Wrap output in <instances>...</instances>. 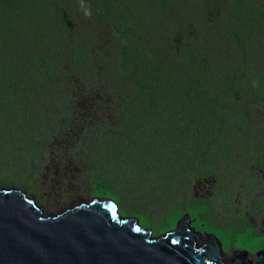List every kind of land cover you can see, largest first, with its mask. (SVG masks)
Returning <instances> with one entry per match:
<instances>
[{"label": "trees", "instance_id": "obj_1", "mask_svg": "<svg viewBox=\"0 0 264 264\" xmlns=\"http://www.w3.org/2000/svg\"><path fill=\"white\" fill-rule=\"evenodd\" d=\"M71 80L74 104L111 98L124 140L148 137L140 130L152 123L155 144L164 127L153 119L169 105L184 123L166 132L264 146V0H0V125L29 123Z\"/></svg>", "mask_w": 264, "mask_h": 264}, {"label": "rangeland", "instance_id": "obj_2", "mask_svg": "<svg viewBox=\"0 0 264 264\" xmlns=\"http://www.w3.org/2000/svg\"><path fill=\"white\" fill-rule=\"evenodd\" d=\"M93 43L99 51L104 49L101 40ZM99 53L90 54L98 70ZM73 81L61 89L63 98L52 97L45 108L43 100V108L39 103L28 112L29 123L17 117L11 119L16 124L9 118L10 125H0V190L22 191L45 217L96 199L113 201L121 218L137 221L154 238L173 233L190 214L197 230L215 234L226 244L223 255L228 263L242 249L264 250V146L252 150L251 144L231 137L226 144L211 143V148L210 138L204 142L192 138V133L180 137L177 130L166 132L167 127L184 123L169 105L153 119L164 127L155 144L152 123L140 130L148 137L135 134L133 140H124L117 137L111 98L98 104L82 97L74 104L81 85ZM68 104L82 112L69 113ZM99 108L101 114H89ZM191 118L206 120L198 114ZM258 136L264 142V130ZM197 207L202 210L196 220ZM244 230L254 241L247 240Z\"/></svg>", "mask_w": 264, "mask_h": 264}, {"label": "water", "instance_id": "obj_3", "mask_svg": "<svg viewBox=\"0 0 264 264\" xmlns=\"http://www.w3.org/2000/svg\"><path fill=\"white\" fill-rule=\"evenodd\" d=\"M26 198L0 195V264H244L234 253L223 262L221 240L191 225V217L155 242L136 226H123L108 206H86L44 222V213L25 205ZM199 245V240L204 239Z\"/></svg>", "mask_w": 264, "mask_h": 264}, {"label": "bare ground", "instance_id": "obj_4", "mask_svg": "<svg viewBox=\"0 0 264 264\" xmlns=\"http://www.w3.org/2000/svg\"><path fill=\"white\" fill-rule=\"evenodd\" d=\"M0 195H12V196L26 198V200H25V205L26 206H28V207H30V208L38 211V212H42L43 213V211L40 209V207L38 205H36L34 203V201L32 202L31 200H29L22 191H18V190H15V189H1L0 190ZM86 206H108V207L112 208L114 210L116 219L123 226H136L142 232L143 238L145 239L147 237H150L152 243L162 237L161 236L159 238H154V237L151 236L150 232H148V231H146L144 229H141L139 224L137 223V221H135V220H127V219L121 218L120 215L118 214L117 205L113 201H107V200H101L100 201L99 199H96V200H94L93 202H90V203H82V204H80L78 206L73 207L72 209L64 211L63 213L57 215L56 217H45L44 216V222L57 220L59 218H62L65 214L71 213V212H73V211H75L77 209H80V208H83V207H86ZM185 215H186L185 219L182 222L180 221L178 226L190 218V214H185Z\"/></svg>", "mask_w": 264, "mask_h": 264}, {"label": "flooded vegetation", "instance_id": "obj_5", "mask_svg": "<svg viewBox=\"0 0 264 264\" xmlns=\"http://www.w3.org/2000/svg\"><path fill=\"white\" fill-rule=\"evenodd\" d=\"M200 230H202V229H200ZM244 232H246L245 230L244 231H242L241 233H244ZM240 233V234H241ZM239 235V234H238ZM204 239H202V242L203 241H206V238H207V236L206 235H204ZM235 242H238V240H237V238H236V240H234V242H232L229 246H230V248H232V246L235 244ZM222 245H223V248H224V246L226 245H224L223 243H222ZM230 250V249H229ZM239 260H243L244 261V264H255L256 263V257H255V255H250V254H247V255H238V256H236ZM235 259V256L233 255V259H232V261ZM222 261L223 262H225V260H224V255L222 256Z\"/></svg>", "mask_w": 264, "mask_h": 264}, {"label": "clouds", "instance_id": "obj_6", "mask_svg": "<svg viewBox=\"0 0 264 264\" xmlns=\"http://www.w3.org/2000/svg\"><path fill=\"white\" fill-rule=\"evenodd\" d=\"M181 217H182V216H181ZM181 217H180V219H181ZM193 222H194V221H192L191 225H192L193 227L196 228V226L193 225ZM196 230H197V229H196ZM199 231H202V230L199 229ZM253 253H254V252H253Z\"/></svg>", "mask_w": 264, "mask_h": 264}]
</instances>
